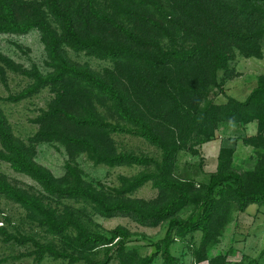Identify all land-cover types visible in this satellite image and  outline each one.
<instances>
[{"label":"trees","instance_id":"1","mask_svg":"<svg viewBox=\"0 0 264 264\" xmlns=\"http://www.w3.org/2000/svg\"><path fill=\"white\" fill-rule=\"evenodd\" d=\"M31 28L40 33L50 70L21 69L31 81L12 98L47 86L56 91L48 107L36 116L37 136L59 140L71 154L81 149L95 163H152L154 170L122 177V190L151 180L161 196L158 201L108 197L86 183L70 162L65 163L64 175L56 177L12 133L0 108V159L31 177L45 194L56 200L83 201L101 215L129 216L146 225L168 220L156 243L161 264L175 263L169 249L174 232L182 235L199 229L203 241L229 201L239 210L252 202L264 204V163L255 167L248 183L244 174L232 170V149L226 147L220 149L216 171L206 183L196 185L173 175L178 150L193 136L212 134L216 121L257 119L264 124V75L245 100L229 96L223 103H214L208 99L209 86L217 85V70L227 67L234 49L261 55L264 0H106L102 5L99 0H0V33H24ZM64 46L108 58L113 67L95 70L71 59ZM0 60L17 68L2 53ZM108 112L122 123L108 118ZM116 132L139 135L160 150V157L118 150L112 140ZM0 194L26 209L49 233L72 232V247L81 253L73 255L32 236H14L0 224L4 240L30 241L37 257L48 253L68 257L67 264L78 258L88 264H110L111 250L124 255L129 232L122 225L107 233L89 229L72 210H59L41 194L1 175ZM185 205L193 210L187 217L177 216ZM100 247H107L104 256L92 258L89 252ZM151 259L147 255L136 264H148Z\"/></svg>","mask_w":264,"mask_h":264},{"label":"rangeland","instance_id":"2","mask_svg":"<svg viewBox=\"0 0 264 264\" xmlns=\"http://www.w3.org/2000/svg\"><path fill=\"white\" fill-rule=\"evenodd\" d=\"M106 0H99L105 3ZM71 59L86 62L93 69L103 71L112 68L113 62L108 58L98 57L83 50H74L64 46ZM261 55H246L234 49L227 67L217 70V85L209 86L208 99L214 103H223L234 97L245 100L251 90L259 85L260 76L264 75V38L261 41ZM0 53L8 57L17 68L10 67L0 60V108L5 115L12 133L21 139L32 151L33 158L46 166L56 177L65 173V163L76 166L82 179L93 185L100 193L108 197L135 198L143 201H158L160 191L148 180L130 191H123L122 177H128L141 171L154 170L149 165L119 164L107 165L95 163L83 150H69L55 138L43 139L37 136L40 128L36 120L42 110L55 98L56 91L43 87L30 95L13 99L30 81V77L21 69L35 66L40 72L50 70L47 54L38 29L31 28L24 33H0ZM203 102V101H202ZM201 102V103H202ZM102 111L104 107L97 103ZM113 121L117 117L106 113ZM193 135V134H192ZM114 146L119 150L132 151L137 154L160 157V150L137 134L116 132L112 134ZM222 147L232 149L230 166L241 174L246 181L254 177V169L264 163V124L253 119L247 122L218 120L212 134L201 133L193 136L178 150L173 175L177 178L190 179L196 185L206 183L209 176L216 171L218 153ZM0 175L31 192L41 194L44 201L62 210H72L83 223L92 230L107 233L116 225L127 228L129 237L125 243L124 255L111 250L110 264H136L141 258L150 255L148 264H161L163 257L156 243L163 236L168 220L156 225H146L129 216H104L83 201L74 199L56 200L49 197L42 188L28 175L12 169L9 163L0 159ZM223 216L212 222L208 236L202 239L199 229L184 233H173L170 252L176 258L174 264H264V204L252 202L244 210H239L234 201H229ZM193 210L192 205H185L176 212L179 217H187ZM0 224L14 236H32L40 242H53L60 250L73 255L81 254L72 247L67 235L49 233L37 220L29 216L26 209L0 194ZM30 242H18L14 238L4 240L0 234V264H67L68 257H54L48 253L37 257ZM107 247H100L89 255L94 259L104 256ZM110 251V250H109ZM71 264H88L84 258H78Z\"/></svg>","mask_w":264,"mask_h":264}]
</instances>
